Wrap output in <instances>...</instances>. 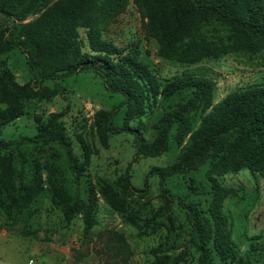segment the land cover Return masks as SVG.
I'll use <instances>...</instances> for the list:
<instances>
[{
    "label": "rangeland",
    "instance_id": "374dc122",
    "mask_svg": "<svg viewBox=\"0 0 264 264\" xmlns=\"http://www.w3.org/2000/svg\"><path fill=\"white\" fill-rule=\"evenodd\" d=\"M260 2L264 9V0ZM146 20L134 0H127L125 8L107 21L98 17L90 23L98 39L115 46L119 56L135 52L144 86L149 81L157 90L154 95L148 87L142 114L128 122L145 138L151 136L152 124L160 115L161 90L178 76L209 79L212 105L233 90L264 83V48L254 54L239 50V37L232 28L211 24L177 42L179 51L197 43L202 49L195 57L163 56L159 41L143 25ZM11 25L12 20L0 13V69L10 74L4 80L7 86L0 84V111L18 113L0 125V139L7 142L0 150V264H121L122 259L114 255L119 239L131 252L128 264H151L161 255H181L178 264H197L185 211L195 206L207 220L213 203L236 257L251 260L250 245L264 244V172L242 168L213 175L219 186L236 190L219 202L213 200L206 164L161 181L155 168L175 159L187 137L182 145L170 146L156 156L137 154L130 131L110 132L103 147L95 116L112 111L106 125L121 127L126 110L123 94L107 90L99 76L83 69L44 80L41 86H58L59 91L37 98L39 84L29 72L24 50L14 45ZM87 28L88 23L78 29L85 46ZM62 110L60 120L74 149L78 139L95 149L78 181L63 149L37 135L38 124ZM20 195L27 200L18 208ZM18 215L25 232L14 225ZM78 253L83 254L79 259ZM214 264L234 263L215 259Z\"/></svg>",
    "mask_w": 264,
    "mask_h": 264
},
{
    "label": "trees",
    "instance_id": "16d2710c",
    "mask_svg": "<svg viewBox=\"0 0 264 264\" xmlns=\"http://www.w3.org/2000/svg\"><path fill=\"white\" fill-rule=\"evenodd\" d=\"M134 2L141 17L147 19L143 23L146 31L159 41V53L163 56L184 53L195 57L202 49L197 43L179 51L177 42L211 24L232 28L239 37L237 48L243 52L254 54L264 48V9L260 0ZM126 4L127 0H0V13L12 20L10 31L16 39L14 45L24 50L29 72L39 84L37 98H49L59 91L58 86H41L44 80L89 69L102 79L107 90L121 92L122 104L126 106L121 127L106 125L112 111L96 114L95 130L100 145L106 147L110 132L130 131L137 154L156 156L170 146L182 145L187 137L175 159L155 168L160 180L206 164L214 202L235 195L234 188L219 186L213 175L242 168L264 172V83L233 90L212 105L213 83L209 79L190 74L178 76L161 90V112L152 124L151 136L145 138L140 130L129 128L128 122L142 114L147 91L155 95L157 90L149 81L144 86L135 52L119 56L115 46L98 39L90 24L98 17L107 21ZM30 16L33 18L27 20ZM87 23L85 46L78 29ZM7 76H10L8 70L0 69V84L4 87ZM63 112L50 113L38 124L37 135L43 142L55 141L63 149L73 179L78 181L95 149L82 139H78V147L74 149L60 120ZM17 115L13 109L0 111V125ZM6 145L0 139V150ZM26 200L18 196L16 206L23 207ZM187 207L189 243L198 253L197 264H214L215 259L234 264L264 262V244L250 245L251 260L236 257L234 244L214 203L209 207L207 220L198 215L195 206ZM14 225L21 232L27 230L19 215ZM130 253L124 240H117L114 255L122 259L121 264H128ZM82 255L78 253L76 257L79 259ZM180 258L181 255H161L151 264H178Z\"/></svg>",
    "mask_w": 264,
    "mask_h": 264
}]
</instances>
